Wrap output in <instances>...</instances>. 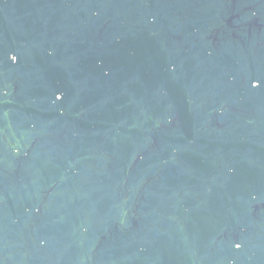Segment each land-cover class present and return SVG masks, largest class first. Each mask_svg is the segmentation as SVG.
Segmentation results:
<instances>
[{
    "label": "water",
    "instance_id": "95a60500",
    "mask_svg": "<svg viewBox=\"0 0 264 264\" xmlns=\"http://www.w3.org/2000/svg\"><path fill=\"white\" fill-rule=\"evenodd\" d=\"M0 264H264V0H0Z\"/></svg>",
    "mask_w": 264,
    "mask_h": 264
}]
</instances>
